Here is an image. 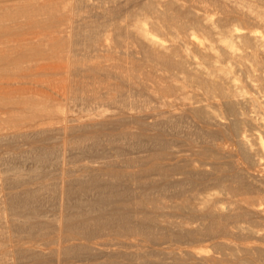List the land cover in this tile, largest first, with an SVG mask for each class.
<instances>
[{
    "label": "bare ground",
    "instance_id": "obj_1",
    "mask_svg": "<svg viewBox=\"0 0 264 264\" xmlns=\"http://www.w3.org/2000/svg\"><path fill=\"white\" fill-rule=\"evenodd\" d=\"M6 1L0 264H264V0Z\"/></svg>",
    "mask_w": 264,
    "mask_h": 264
},
{
    "label": "rangeland",
    "instance_id": "obj_2",
    "mask_svg": "<svg viewBox=\"0 0 264 264\" xmlns=\"http://www.w3.org/2000/svg\"><path fill=\"white\" fill-rule=\"evenodd\" d=\"M4 1H6V0H0V6H1V4L3 3V5H7V4H9L10 2H7L6 1V3L4 2ZM20 2L22 1V2H26V1H29V0H19ZM54 1V0H53ZM58 0H55V2H57ZM262 10H264V8H262ZM258 30H264V28H259ZM41 30H39L37 27H33V28H31L28 32H26V34H24V36L26 37H28V38H30V37H32L34 40H36L37 38H39L40 36H41ZM6 34V35H5ZM4 35L6 36V37H0V49H5L6 47H5V45H6V43H8L9 41H11V40H13L14 39V37L12 36V35H10L9 33H5ZM16 39V38H15ZM2 47V48H1ZM57 78V77H56ZM49 79H51L50 77H41V76H35V77H32L31 78V80H33V81H46V80H49ZM15 80H17L16 78H14V77H12L9 73L8 74H5V75H1L0 76V82H3V83H8V84H10V83H12L13 81H15ZM28 88H31V89H33L34 91H36L37 90V88L36 87H34V86H31V85H28V84H25V85H22L21 86V89H28ZM7 90L8 89V87H3V85L2 84H0V90ZM56 90V87H54V88H51V90H47V89H43V90H41V91H44V93H46V94H49L50 96H52L53 98H56V99H58V97L55 95V92H52V91H55ZM14 113V111H12V110H6V109H1L0 108V117H7V115H12ZM27 166H23V168H26ZM24 171H28V169H25ZM30 174V173H29ZM245 183H249L246 179H245V181H244ZM253 194L254 192L253 191H250V192H248V194H245L246 195V197H248V198H255L253 195H255V193L252 195V196H250L251 194ZM242 197L244 196V195H241ZM241 196H239L238 195V197H237V194L236 195H234V201L236 202L238 199H240L241 198ZM250 196V197H249ZM258 203H260V205H261V207H264V199H262V200H256L255 199V204H258ZM256 207H258V208H260V210H261V207L260 206H256ZM262 210H264V209H262ZM261 214H262V216L261 217H254V218H252V216H251V218H248V219H246V220H243V221H241V222H239V225H242V226H246V225H249V223L250 224H255L254 222H257L256 224H257V229H264V211H261ZM252 219H254V220H252ZM259 219V220H258ZM250 221V222H249ZM261 221V223H259ZM238 238H236L235 236H234V244H238V243H246L247 241L248 242H251L252 240H246V241H241V240H237Z\"/></svg>",
    "mask_w": 264,
    "mask_h": 264
}]
</instances>
